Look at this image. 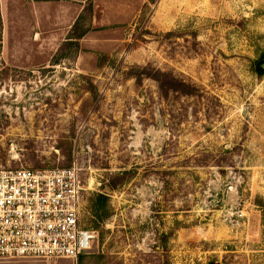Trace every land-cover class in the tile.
<instances>
[{"label": "rangeland", "instance_id": "374dc122", "mask_svg": "<svg viewBox=\"0 0 264 264\" xmlns=\"http://www.w3.org/2000/svg\"><path fill=\"white\" fill-rule=\"evenodd\" d=\"M66 38L0 55V167H77L95 238L0 264H264V0L90 2Z\"/></svg>", "mask_w": 264, "mask_h": 264}, {"label": "built area", "instance_id": "2783aa9c", "mask_svg": "<svg viewBox=\"0 0 264 264\" xmlns=\"http://www.w3.org/2000/svg\"><path fill=\"white\" fill-rule=\"evenodd\" d=\"M77 167H0V261L76 260L95 232L81 226Z\"/></svg>", "mask_w": 264, "mask_h": 264}, {"label": "crops", "instance_id": "0c3cea01", "mask_svg": "<svg viewBox=\"0 0 264 264\" xmlns=\"http://www.w3.org/2000/svg\"><path fill=\"white\" fill-rule=\"evenodd\" d=\"M99 1L0 0L2 60L9 68L18 70L45 64L47 58L45 62L39 61L43 51L49 50V44L65 42L85 6Z\"/></svg>", "mask_w": 264, "mask_h": 264}, {"label": "trees", "instance_id": "16d2710c", "mask_svg": "<svg viewBox=\"0 0 264 264\" xmlns=\"http://www.w3.org/2000/svg\"><path fill=\"white\" fill-rule=\"evenodd\" d=\"M75 24L73 25L72 29L74 28ZM77 39H79V37H77ZM258 67V66H257ZM141 73L140 76H138L137 78H148V79H152L155 82L158 83V88L160 90V92L162 93V95L166 96L168 94V92H181L185 95H191L194 92V89L191 88V86L186 85L182 82L177 81L176 79H173L169 74H164V73H160V72H154V71H150L147 72L146 69H141ZM257 70L259 71V68H257ZM104 197L102 196H98V203H101V199L103 200Z\"/></svg>", "mask_w": 264, "mask_h": 264}, {"label": "water", "instance_id": "95a60500", "mask_svg": "<svg viewBox=\"0 0 264 264\" xmlns=\"http://www.w3.org/2000/svg\"><path fill=\"white\" fill-rule=\"evenodd\" d=\"M262 69H264V65H262Z\"/></svg>", "mask_w": 264, "mask_h": 264}]
</instances>
